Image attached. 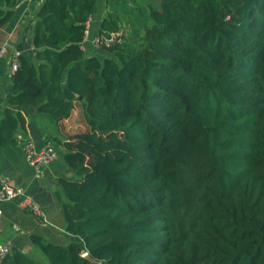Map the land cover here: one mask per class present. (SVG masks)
<instances>
[{
    "label": "trees",
    "instance_id": "obj_1",
    "mask_svg": "<svg viewBox=\"0 0 264 264\" xmlns=\"http://www.w3.org/2000/svg\"><path fill=\"white\" fill-rule=\"evenodd\" d=\"M18 1L0 0V30ZM98 1L43 0L23 30L0 147L23 131L11 108L57 124L77 107L96 154L63 148L67 243L32 234L46 261L10 247L2 264H264V0H143L136 50L93 56ZM120 30L112 14L99 27Z\"/></svg>",
    "mask_w": 264,
    "mask_h": 264
},
{
    "label": "crops",
    "instance_id": "obj_2",
    "mask_svg": "<svg viewBox=\"0 0 264 264\" xmlns=\"http://www.w3.org/2000/svg\"><path fill=\"white\" fill-rule=\"evenodd\" d=\"M104 1H98L88 21L89 39L99 33L102 20L112 10L114 11L112 15L117 18H121L120 13L127 12L122 4L118 5L115 0H109L106 4ZM125 1L127 0H123ZM38 5L34 2L25 7L18 1L13 20L6 28L0 30V50L3 47L6 49V53L0 55V116L4 109L9 108L5 99L6 86L10 85L11 79L9 66L12 53L18 51L22 54L31 50L30 32L24 33L23 30L26 26L29 27ZM86 48L88 53L93 51L89 42ZM11 110L21 113L25 123L23 131L15 134V138L18 139L17 145L0 147V176L8 177L18 187L23 188L25 196L39 208L41 215L36 216L28 210L21 209L18 206L19 200L1 203L0 243L15 247L23 253L32 252L34 248L29 237L35 234L53 244L65 245L67 243L64 234L65 223L60 211V203L64 199L56 185V179L60 175H69V170L62 158L63 150L52 144L50 134L54 125L48 118L42 117L35 107L21 106ZM27 140H32L37 147L50 143L58 152L57 161L43 168L40 177L35 176L34 169L25 161L24 144Z\"/></svg>",
    "mask_w": 264,
    "mask_h": 264
},
{
    "label": "built area",
    "instance_id": "obj_3",
    "mask_svg": "<svg viewBox=\"0 0 264 264\" xmlns=\"http://www.w3.org/2000/svg\"><path fill=\"white\" fill-rule=\"evenodd\" d=\"M25 7L30 6L32 3L36 2L41 4L43 0H19ZM38 5V6H39ZM89 36V23H86V29L84 34V39L80 43V50L87 52L86 44L89 45L92 50H98L101 48H111L114 45L122 44V34L120 32L115 33H98L92 39ZM33 47H31V50ZM6 49L3 47L0 50V55L5 54ZM21 55L18 51H13L9 73L12 76L19 67L18 58ZM24 157L28 165H30L35 172L36 177H40L42 169L54 163L58 159V152L56 148L50 143H46L42 146L37 147L32 140H27L24 144ZM18 201V206L23 210H28L30 213L36 216H40L41 212L39 208L33 203V201L25 196V191L23 188L18 187L11 179L5 176H0V204L5 202ZM1 215V210H0ZM10 251V246L8 244L0 243V264L3 263L4 259L8 256ZM86 256V253L81 255Z\"/></svg>",
    "mask_w": 264,
    "mask_h": 264
},
{
    "label": "rangeland",
    "instance_id": "obj_4",
    "mask_svg": "<svg viewBox=\"0 0 264 264\" xmlns=\"http://www.w3.org/2000/svg\"><path fill=\"white\" fill-rule=\"evenodd\" d=\"M115 1L117 2V4L118 3L122 4L125 11H127V12H124L125 15L124 13H120L121 18H119L120 29H121L120 33L122 34V37H123L122 47L126 51L133 52L140 45L143 39L142 38L143 29L142 28L144 27L143 25L144 20L143 18L141 19V17H142V13H144V15L146 14L143 8H141V6L143 5V0H132L134 4L136 2L137 6L141 8L140 10L138 8L130 9L129 8V6L131 5L129 4L130 0H127L125 2H123V0H115ZM104 2L105 4L107 3L106 0ZM113 13L114 11L112 10L110 14H113ZM106 52H109V51L93 50L86 54H89V55L91 54L93 56H102V54H105ZM53 125L54 127L51 129L52 133L50 134V137L52 139V144L54 143L53 144L54 146L58 145V147L63 150L66 144H72L73 150L78 155L83 153L88 158H91L92 156V153L88 151V149L92 150L94 154H96L93 146L83 137V134L87 131L88 128L86 124L84 123L82 117L80 116V111L77 107L74 108L70 117L67 120L61 121ZM26 254L30 256L31 258H34L37 261L38 260L46 261L44 256L36 249Z\"/></svg>",
    "mask_w": 264,
    "mask_h": 264
}]
</instances>
